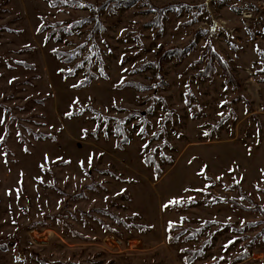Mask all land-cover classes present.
Returning a JSON list of instances; mask_svg holds the SVG:
<instances>
[{
    "label": "rangeland",
    "instance_id": "1",
    "mask_svg": "<svg viewBox=\"0 0 264 264\" xmlns=\"http://www.w3.org/2000/svg\"><path fill=\"white\" fill-rule=\"evenodd\" d=\"M0 264H264V0H0Z\"/></svg>",
    "mask_w": 264,
    "mask_h": 264
},
{
    "label": "trees",
    "instance_id": "2",
    "mask_svg": "<svg viewBox=\"0 0 264 264\" xmlns=\"http://www.w3.org/2000/svg\"><path fill=\"white\" fill-rule=\"evenodd\" d=\"M88 18L92 20V23L94 24L93 28L99 26L98 21L96 20V18L93 17V13H92V14L90 15V17H88ZM176 53L181 54V51H178V52H176Z\"/></svg>",
    "mask_w": 264,
    "mask_h": 264
},
{
    "label": "snow or ice",
    "instance_id": "3",
    "mask_svg": "<svg viewBox=\"0 0 264 264\" xmlns=\"http://www.w3.org/2000/svg\"><path fill=\"white\" fill-rule=\"evenodd\" d=\"M68 115H71V113H68ZM89 163H91V160H89ZM169 203L170 204H179V203H181V200L176 199V200L170 201ZM164 207H168V205H165Z\"/></svg>",
    "mask_w": 264,
    "mask_h": 264
},
{
    "label": "built area",
    "instance_id": "4",
    "mask_svg": "<svg viewBox=\"0 0 264 264\" xmlns=\"http://www.w3.org/2000/svg\"><path fill=\"white\" fill-rule=\"evenodd\" d=\"M111 241H113V243H117V241L113 238H111Z\"/></svg>",
    "mask_w": 264,
    "mask_h": 264
}]
</instances>
